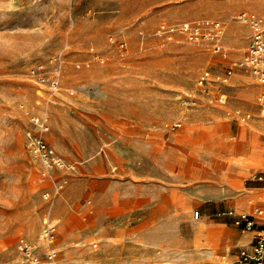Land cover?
Segmentation results:
<instances>
[{
    "label": "rangeland",
    "instance_id": "1",
    "mask_svg": "<svg viewBox=\"0 0 264 264\" xmlns=\"http://www.w3.org/2000/svg\"><path fill=\"white\" fill-rule=\"evenodd\" d=\"M243 10L264 17V0H0V264L20 237L43 251L45 219L57 225L50 246L75 264H223L225 246H245L213 214L245 204L243 185L264 169V86L237 71L224 87L228 107L251 112L242 123L195 83L245 50ZM205 18L223 23L226 55L153 34ZM58 54L51 95L28 69ZM30 115L48 117L44 137L68 168L41 176L24 144Z\"/></svg>",
    "mask_w": 264,
    "mask_h": 264
},
{
    "label": "built area",
    "instance_id": "2",
    "mask_svg": "<svg viewBox=\"0 0 264 264\" xmlns=\"http://www.w3.org/2000/svg\"><path fill=\"white\" fill-rule=\"evenodd\" d=\"M239 23L249 30L248 42L245 50L235 60H232L222 72H214L209 68L203 69L196 78V87L199 93L207 97V100L222 108L225 115L242 123L252 118L251 112L239 107H228V95L224 87L229 84L231 77L237 71L251 75L255 82L264 86V17L251 10H243L236 16ZM155 37L165 41L183 38L185 41L208 46L214 53L226 55L223 46L224 25L218 19H199L184 21L177 24L161 23L153 31ZM109 41L120 48L125 47L123 40H117L113 36ZM102 63L103 58L98 54L91 56V60ZM79 67V64H76ZM63 69V57L61 54L52 56L45 61H39L28 69V76L37 84L45 86L49 94L53 95L61 89V75ZM72 93V91H71ZM256 103L260 107V115L264 119V90L256 96ZM34 129L25 133V148L38 160L40 174L43 177L49 175L54 168L66 169L68 165L57 154L44 137L48 130V117L46 115L29 116ZM177 124L166 127L173 129ZM249 183H264V171H255L246 180ZM67 179L60 180L55 185L59 192L66 185ZM48 195V194H47ZM48 197V196H47ZM250 209L237 211L234 208L216 211L213 217L216 220H229L235 227L244 232L252 233L250 247L242 248L231 258L228 249L221 256L223 264H264V209L257 204L254 198L247 200ZM192 218H201L199 210L192 212ZM57 225L54 221L45 219L41 238L45 248L39 251L26 238L20 237L16 242L18 257L13 264H75L61 258L58 252L50 246L56 236Z\"/></svg>",
    "mask_w": 264,
    "mask_h": 264
},
{
    "label": "crops",
    "instance_id": "3",
    "mask_svg": "<svg viewBox=\"0 0 264 264\" xmlns=\"http://www.w3.org/2000/svg\"><path fill=\"white\" fill-rule=\"evenodd\" d=\"M225 114V112H224ZM228 118V117H227ZM258 171H264V169L262 170H258ZM251 184H255V185H251ZM257 184V185H256ZM243 193L246 194L247 198H246V202L245 204L239 206V207H230V208H234L237 211H248L250 209V206L247 203V200L249 198H254L255 202L259 205H261V207L264 209V183H250L248 185H243ZM228 209V208H226ZM219 210H225V209H218ZM264 219V218H263ZM264 221V220H263ZM237 228V227H236ZM238 230H240L239 228H237ZM242 233H246L248 235H240L239 237V243H243L245 244V246L240 247L238 250L242 249V248H247L250 247L251 242H252V233L251 232H244L242 230H240ZM227 247V250L229 249L228 246H225L224 249ZM226 250V251H227ZM238 251L234 252L233 250L230 251V256L231 258H233V256L235 255V253H237ZM226 253V252H225Z\"/></svg>",
    "mask_w": 264,
    "mask_h": 264
}]
</instances>
